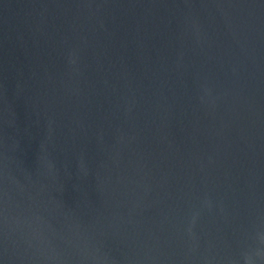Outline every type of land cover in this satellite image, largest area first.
Here are the masks:
<instances>
[{"label":"water","instance_id":"water-1","mask_svg":"<svg viewBox=\"0 0 264 264\" xmlns=\"http://www.w3.org/2000/svg\"><path fill=\"white\" fill-rule=\"evenodd\" d=\"M0 264H264V0H0Z\"/></svg>","mask_w":264,"mask_h":264}]
</instances>
